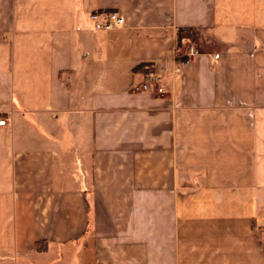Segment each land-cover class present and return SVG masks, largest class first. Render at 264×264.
Masks as SVG:
<instances>
[{
	"label": "crops",
	"instance_id": "0c3cea01",
	"mask_svg": "<svg viewBox=\"0 0 264 264\" xmlns=\"http://www.w3.org/2000/svg\"><path fill=\"white\" fill-rule=\"evenodd\" d=\"M0 120V264H264V0H0Z\"/></svg>",
	"mask_w": 264,
	"mask_h": 264
},
{
	"label": "built area",
	"instance_id": "2783aa9c",
	"mask_svg": "<svg viewBox=\"0 0 264 264\" xmlns=\"http://www.w3.org/2000/svg\"><path fill=\"white\" fill-rule=\"evenodd\" d=\"M90 20L92 21V26L96 30H106L110 31L116 28H119L123 26V21L118 16L111 14H93V16H90ZM199 57L198 49L195 48L194 45L190 47V51L188 53L187 61L194 62ZM180 71V68H176L175 73H178ZM149 88H154V90L162 95L165 92V88L162 84L161 76H159L157 73L153 72H146L143 74L142 81L137 84V86L134 88V91L136 93H148ZM5 121L0 120V126H5Z\"/></svg>",
	"mask_w": 264,
	"mask_h": 264
},
{
	"label": "rangeland",
	"instance_id": "374dc122",
	"mask_svg": "<svg viewBox=\"0 0 264 264\" xmlns=\"http://www.w3.org/2000/svg\"><path fill=\"white\" fill-rule=\"evenodd\" d=\"M111 13H113L114 15H116V16H118L119 18H121L122 19V21H123V25H124V19H123V17L120 15V14H118V13H116V12H106V14H111ZM93 14H97V12H95V13H92L90 16H93ZM101 14V13H100ZM90 16H89V20H90ZM90 22H91V26H92V21L90 20ZM123 26H121V27H119V28H116V29H121ZM92 28H93V30H95V31H100V32H109V30L108 31H106V30H96L93 26H92ZM114 30V29H113ZM110 31H112V30H110ZM193 44H191L190 46H188V52H187V56H188V53H189V51H190V47L192 46ZM195 46V45H194ZM195 48L196 49H198V47L197 46H195ZM199 52V51H198ZM199 55H200V53H199ZM186 60H187V58H186ZM185 60V61H186ZM146 72H153V73H157L156 71H154V70H146V71H144L141 75H142V77H143V74L144 73H146ZM158 74V73H157ZM159 76H161L160 74H158ZM161 79H162V76H161ZM142 81V78H141V80L138 82V83H136L135 85H133V87L131 88V90H132V92L135 94V95H137V96H140V95H153V96H159L160 94H158L155 90H154V88H149V90H148V93H144V94H142V93H136L135 91H134V88L137 86V84H139L140 82ZM162 84H163V86H164V88H165V84H164V81H163V79H162ZM165 92H166V89H165ZM164 92V93H165ZM163 93V94H164ZM162 94V95H163ZM161 96V95H160ZM264 248V247H263Z\"/></svg>",
	"mask_w": 264,
	"mask_h": 264
}]
</instances>
